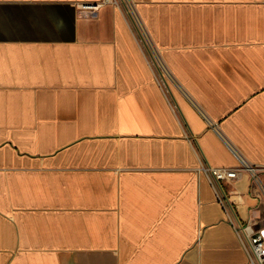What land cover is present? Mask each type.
I'll use <instances>...</instances> for the list:
<instances>
[{
  "label": "crops",
  "instance_id": "obj_1",
  "mask_svg": "<svg viewBox=\"0 0 264 264\" xmlns=\"http://www.w3.org/2000/svg\"><path fill=\"white\" fill-rule=\"evenodd\" d=\"M81 1L0 0V264H247L264 0Z\"/></svg>",
  "mask_w": 264,
  "mask_h": 264
},
{
  "label": "built area",
  "instance_id": "obj_2",
  "mask_svg": "<svg viewBox=\"0 0 264 264\" xmlns=\"http://www.w3.org/2000/svg\"><path fill=\"white\" fill-rule=\"evenodd\" d=\"M118 0H92V1H81L79 3V9L85 14H95L102 4L107 2L116 3ZM201 169L207 174L211 183L215 187L222 182H230L237 179L241 173V170H247L255 178L257 170L259 167L246 161L242 160L239 166H217L207 163H202ZM259 179V190L264 195V186L262 180ZM219 200L226 209H229L230 205L228 202L225 192H219ZM233 225L235 226L239 236L243 240L247 252H248V262L247 264H264V236L261 235L259 230H256L254 224L256 220L253 218L249 219L246 223H243L239 219H231Z\"/></svg>",
  "mask_w": 264,
  "mask_h": 264
},
{
  "label": "rangeland",
  "instance_id": "obj_3",
  "mask_svg": "<svg viewBox=\"0 0 264 264\" xmlns=\"http://www.w3.org/2000/svg\"><path fill=\"white\" fill-rule=\"evenodd\" d=\"M257 174L258 175H256V177L254 178L252 175V179H253V181L255 182V184H259V179H257V177L259 176L260 177V169L259 170H257ZM260 179H261V177H260ZM262 180V179H261ZM262 183H263V181H262ZM263 186H264V183H263ZM259 195L262 197V199H263V201H264V195L262 194V192L259 190ZM264 204V203H263ZM264 207V206H263ZM263 215H264V212H263ZM255 220H257V222H255V224H254V227H255V229L257 230V227L258 226H260V221H258L259 220V218L258 217H255ZM264 223V222H263ZM262 223V224H263Z\"/></svg>",
  "mask_w": 264,
  "mask_h": 264
},
{
  "label": "bare ground",
  "instance_id": "obj_4",
  "mask_svg": "<svg viewBox=\"0 0 264 264\" xmlns=\"http://www.w3.org/2000/svg\"><path fill=\"white\" fill-rule=\"evenodd\" d=\"M128 4H129V7H130V13H133V11H134V9H133V7H132V4L131 3H129L128 2ZM134 14V13H133ZM135 17H136V15H135ZM138 20V19H137ZM139 22V21H138ZM139 30H140V32H141V34L143 35V33H144V30H143V28L141 27V26H139Z\"/></svg>",
  "mask_w": 264,
  "mask_h": 264
}]
</instances>
